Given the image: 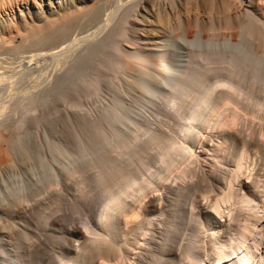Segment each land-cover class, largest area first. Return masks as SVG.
Here are the masks:
<instances>
[{
  "label": "bare ground",
  "instance_id": "obj_1",
  "mask_svg": "<svg viewBox=\"0 0 264 264\" xmlns=\"http://www.w3.org/2000/svg\"><path fill=\"white\" fill-rule=\"evenodd\" d=\"M13 1L15 2L0 0L1 18L9 4L13 8ZM102 1L105 3L104 0H90L91 4L87 5L82 13L67 12L52 19L46 18L43 24L34 23L32 27L28 25L29 28L23 30L24 34L21 33L23 28L14 22L12 30L0 29V51L2 47L5 48L4 45L14 43L17 34L24 36L21 37L25 40L22 42L24 46L30 44L39 46L38 43L43 41L40 37L43 36L47 41H55L53 44L50 43L52 46L49 45L53 49L57 47L63 49L61 41L81 19H92L91 23L96 25L102 19L100 15L103 13L100 12L104 4ZM110 1L114 3L112 6ZM110 1L108 0L110 5L106 0L108 4L103 6L113 7L112 10L110 8L108 18L106 17V23L109 25L111 21L110 24L113 25L112 22L116 21L114 18H117V15L119 21L116 24L121 23L119 26L113 25L114 32L111 25L108 30L106 28L108 26L103 23L106 25L104 27L107 33L111 31L112 36L109 38V33L106 34L103 30L111 46L104 40L109 48L102 46L104 52L108 49L106 53L103 52V55L106 54L103 59L107 56L109 61L105 62L108 59L103 61L101 58L103 62L100 59V65L109 71L108 74L113 73V76L110 75L113 78L116 76L115 73L119 77V72L127 74L132 71L131 74L138 75L136 76L139 78L138 81H136L138 78H135L136 82H132L134 79L130 81V75L127 82L137 85L140 97H148L147 108L143 106L147 113H143L142 122L136 121L138 119L131 120L132 127L129 126V133L124 136L119 134L116 125L111 126L112 123H116L113 120L109 121L112 132L108 147L96 160L90 164L87 162V168L93 171V175L88 176L90 178L83 176L74 188L73 196L78 201L75 200L77 211L74 212L77 216L85 214L86 219L90 216L88 221L81 217L86 220L83 219L81 230L76 229L80 227L77 224L76 228L74 225L69 226L73 223L68 224L72 218L76 219L75 213V217L73 215L66 218L61 215V218L65 219L58 221L57 218L53 219V214L58 212V209H55V212L52 210L53 212L49 213L45 211L37 213L35 218L39 230L47 228L53 220L56 224L61 220L59 223L68 224L71 228L68 230L72 237L82 240L81 242L77 239L79 244L76 247L73 245L72 256L69 255L72 251L67 250L65 254H53L52 251L50 255L54 256H49L46 264H264V72L260 70L259 65L253 64L248 55L236 51L235 47L239 46L240 41L235 47L234 43L230 42L233 49H229V46L227 48L226 46L230 44L227 35H224L225 42H221L226 45L223 47L224 50H211L214 46L202 48V45L194 49L193 45L201 41L210 44L211 41L210 38L205 39L207 38L205 35L203 36L205 41L202 40L196 32L201 31L210 37L212 33L220 36L221 33L217 32L223 31V35L224 32L232 31V34L236 33L233 40L237 35L238 38H253L257 42V50L259 48L263 51L264 0H250V5L242 12L237 9L244 0ZM181 1L186 11L184 8L182 10L187 14L199 11L198 14L194 12V18L188 19L189 15L188 20H185L187 22L184 19L178 22L182 11L178 14L176 9L179 8V4L183 6ZM169 4L173 10L175 9V14L179 15V18L178 15L174 16L176 20L166 9L165 12L162 10ZM234 6L235 10L241 13L235 14L234 11L232 13L235 15L231 13L229 15L228 9ZM142 8L148 10V14L156 15V18L154 15L153 18L158 25L151 31L156 33L157 36H154L160 41L153 44L155 49L139 48L142 43L144 44L143 40L140 45L137 44V48L128 50L121 44L122 39L130 34L128 32H133L136 36L135 41H138L137 31H144L140 27L137 28ZM215 8L218 13L214 14ZM180 10L178 9V12ZM213 14L223 16L216 15L219 16L216 18ZM206 15L208 17H205ZM100 29L95 31L96 34ZM182 30L188 32V36H193V39L189 40L193 47L191 45L181 47L182 42L179 43V39L183 34ZM92 33H89V36ZM123 34L127 35L123 37ZM95 36L94 38H98ZM56 40H60L57 45ZM65 42L67 41L64 40ZM72 43L64 44L63 50L65 51L66 46ZM79 43L73 44L77 46ZM18 45L22 44L19 42ZM49 46H46L43 52L47 48L50 52L52 48ZM11 47L10 45V49ZM14 47L16 45L12 48ZM219 48L222 49L220 46ZM35 50H40V47ZM108 51L112 53L108 54ZM53 52L55 56V50ZM42 54L40 55L44 57ZM35 57L37 56L35 55L34 59ZM32 59L30 58L29 62H32ZM1 71L2 84L7 70L6 73ZM9 78H6V82ZM99 81V77L93 81L94 89H98ZM133 85L132 89L136 90ZM118 113L116 116L120 117L121 114L119 113V116ZM1 147L0 163L1 160L4 162L5 158L2 152L4 148ZM83 170H74L70 173L68 171L67 183L65 182L67 186L68 183H73L76 175L84 173ZM52 185L54 186L53 183ZM53 186H51L53 189L58 187ZM22 202L21 205L24 204ZM12 209L13 207L10 210ZM68 218H71L69 222L64 223ZM81 219L79 218L80 221ZM80 221L76 222L80 224ZM55 225L54 228L60 224L56 227ZM24 239L25 237L20 234L19 242L14 245L16 250L21 248L23 250L24 247L21 246ZM52 240L56 244L60 241L57 236H53ZM28 247L29 255L26 253L25 257L23 254L20 255V251L14 253V249L17 264H43L44 256L41 255H45L44 251L39 249L34 251L33 244ZM0 253L4 256L5 264H12L15 261L12 258L14 254L9 250L2 247ZM22 260L25 263H22Z\"/></svg>",
  "mask_w": 264,
  "mask_h": 264
},
{
  "label": "rangeland",
  "instance_id": "obj_2",
  "mask_svg": "<svg viewBox=\"0 0 264 264\" xmlns=\"http://www.w3.org/2000/svg\"><path fill=\"white\" fill-rule=\"evenodd\" d=\"M104 1L105 3L102 1L104 3L102 7L101 5H99L103 9L102 11V9L100 8L101 9L100 12H103L100 14L102 16V19L98 22L97 20L99 19L100 15H98L97 17L98 19L96 18V21L99 24L97 22L96 23L99 27L96 24L91 23L92 19L89 20L88 18L81 19L78 25H75V27H73L71 30L68 31L64 39L67 42L64 43V40L61 41L62 42L61 45L64 46L63 47L64 49L65 48L64 44L68 45V43L71 44L72 42L75 44L76 42L77 43L80 42V43L77 46L72 43V45H70L72 47L68 46L69 48L66 46L65 51L62 48L59 49V47H57L56 49L50 47L49 45L53 44V42L55 41L52 42L50 40L47 41L46 40L47 38L45 37L44 39L43 36H41L43 38L40 37V39L43 41L39 40L40 42L39 43L37 42L39 46L36 44L35 45L37 47H35V45L31 46L32 44L30 43L29 46H24L22 42H25V40L22 39L24 37V36L22 37V34H24V31L26 29L34 26L35 24L36 25H39L41 23L43 24L46 18L52 19L54 17H57V15H61L67 12H69L70 14H72L71 12L74 13L76 11H78V13L79 12L82 13L84 11V8L87 5L91 4L90 0H27V1L15 0V2L17 3L13 1L15 3V4L13 3V8H11L9 4L8 7H6L7 9L6 12L2 13L1 15L2 18L0 17V29L7 28V30L10 31L12 30L11 27L14 28L13 26L14 22H16L17 26L23 28L21 29L22 34L19 35L17 34L15 36L16 39H14L15 40L14 43L11 41L12 43L4 45L5 48L7 47L6 48L7 50L5 48L2 49L3 48L2 47L0 51V67H1L0 71L2 69L6 73L7 70L4 81L6 82V78H9L8 76H11L9 78V81L7 80L6 83L4 81H3L4 83L3 82L2 84L0 83V146H2L1 148H4L2 152H4L3 154H5L4 155L5 158H3L4 162H2L1 160L2 164L0 163L1 164L0 165V248L3 247L9 250L11 254L17 253L16 251H20L21 254L20 253L18 254L20 255L23 254L25 257L26 253L29 255L28 246L33 244L35 245V247H33L34 251H36V249L42 250V252L44 251L45 255H41L42 257L43 256L45 257V258L43 257L44 259L43 264L47 263L49 256L50 257L54 256L50 254L52 253L65 254L67 253L66 252L67 250L69 252L72 251L71 249H73L72 248L73 245L76 247V245L79 244L78 241L82 242L80 238H77L79 239L77 241V239H75L76 237H72L71 232L68 230L71 229L70 227L73 225L74 227L75 226L78 227L77 225L79 226L82 225L84 220L86 219L85 214L83 215L81 213V215L78 214L77 216L75 213L77 211L75 209V206H77L76 204L78 201L73 196L74 188L78 180L83 178V176L88 177L90 175H93V171L91 169L89 170L87 168V165L93 162L94 160H96L104 151V149L108 147L107 144L109 143V138L111 137V132H112L109 123L113 120V122H115L116 124L110 123L111 126L113 125V127H115L116 125V128L118 127L120 129V130L118 129L119 134L121 133L120 135L124 136L127 134V132L129 133V129H128L129 126L132 127L131 120L135 121V119H138L136 121L142 122L143 118L141 117L143 116V113L144 112L147 113L144 107L147 108L146 101L148 100V97L143 98L141 96L142 97L141 98L139 94L140 93L139 89L138 87H136L137 85L135 83L134 85L132 84V82H136L139 80V78L136 77L138 75L134 76L133 74H131L132 71L130 73L127 72V74L124 72L123 73L119 72V77L118 74L115 73L116 76H114L113 78L112 76L114 74L113 73L108 74L109 71H107L105 67L103 68L102 65H100L102 59L104 58L103 56L106 55V54L103 55V52L105 50L104 47L102 46H105V48L107 46L109 48V46L107 45L108 36L106 34L109 33L108 34L109 38L110 36H112L110 34L111 31L107 33V29L110 28L109 25L113 27V25L115 24L116 26L117 21H119L118 19L119 16L117 15L116 16L117 18H114L116 19V21L113 19L114 20V22H112L113 25L110 24L111 21L109 25L106 23V19L108 18L107 15L109 12H111L113 8L111 6L114 3H112L109 0L111 2V6H110L111 10H110L109 8L110 2H108L107 0L109 5H107V7H103L105 4H108L106 0ZM169 5H165L162 10L164 11L166 9L167 13L173 16V18L174 16L177 17L176 15H178L182 11L181 14H179L180 19H178V22L180 21L182 22L181 19H184L185 21L189 15L190 16L188 17V19L192 17L194 18L195 14L199 13V11L196 10L194 11L195 14L194 12L192 14H187L185 12L186 9L183 3H182L183 6L179 4L178 9L179 10L181 9L179 12L178 9H176L177 10L176 12L175 9L173 10L172 9L173 7ZM249 5H250V0H247V3L246 0H244L243 4L240 5L239 6L240 8L238 7L237 10L242 12V10H245V8H247ZM183 8L185 9V11L182 10ZM232 8H229L228 12L229 10L230 12L229 13L226 12V13H228L229 15L230 13L231 15L241 13L235 10L236 8L235 6ZM104 9L110 11L106 12V10ZM145 10L143 9L142 12L139 13V18L141 19V21L140 19H139L140 22L137 21L138 24L137 28L140 27V29L151 33L149 34L144 31L138 30L136 33V35L138 36L137 37L138 41H135L134 39L136 37L135 33L128 32L130 34L128 35L126 34L127 35V36L125 35L126 37L124 36L125 34L124 33L122 36L125 38L122 39L123 41L121 42V44L123 45V47L125 46L124 48L128 50H132L133 47L137 48V44L140 45L143 40H144L143 41L144 44L142 43L140 45L141 47L139 48H143L145 50L155 49L153 44H155V42L160 41L156 39L155 37L157 36L156 33L151 31L153 27H157L158 25V23L156 25V20H154L153 18L154 16L156 18V15L152 13L148 14L149 13L147 12L148 10L147 11ZM216 11H218L216 10V8L215 11L213 9L214 14ZM175 12L178 14H175ZM232 12H234L235 14ZM182 14L183 16L181 17ZM179 15L177 18H179ZM207 15L205 17H208ZM216 15L223 16V14H216ZM216 15L214 17H216ZM199 16L202 17L201 14H199ZM219 16H217L216 18H218ZM177 18L174 19L176 20ZM103 23H105L108 26L106 27L107 28L106 30L104 27L105 24ZM119 23L117 26H119ZM92 25L93 26L96 25L97 29H95L96 27H93ZM94 29L96 32L97 30L100 29L101 33L98 31L99 33L96 34ZM103 30L104 32L106 31V34L103 33ZM114 30L115 29L113 27L112 31L114 32ZM89 33L90 34L92 33L93 36L92 35L89 36L90 35ZM187 33L188 32H184L183 30L181 31V34L183 36V37L181 36L180 38L181 41L179 39V43L182 42L180 44L182 45L181 47L185 45L189 47L191 45L189 40L193 39V36H188L189 34ZM217 33H221L220 36L219 34L218 35L216 34L217 37L219 38H217L216 35H214L213 33H212L213 35L211 34V36L214 39L213 40L212 37L211 36L209 37V35H207L206 33H203L201 31L196 32V35H199V37L202 40H204V38L207 37L205 39L210 38L211 41L210 44L209 42H203V41L198 43L195 42L196 44L193 43V45H195L194 49L197 47L199 48V46L201 47L202 45V48L204 47L211 48L212 46H214L211 48V50L212 49L224 50L223 47L225 48L226 46L223 44L225 42L224 35H227L228 40L230 38L228 44L230 42L234 43V47H235L236 46L235 44H238L240 41V43L238 44L239 46L235 47L236 51L239 50L238 52L245 53L246 55H248V57H250L253 64L259 65L258 67H260V70L264 72V50L260 51L259 48L257 50L256 47L257 42L255 41V39L240 38V37L238 38L237 35L236 36L237 38H234L233 40V37H235L236 33L235 34L233 33L234 34L233 35L232 31L231 33L230 31L228 33L224 32L223 35H222L223 31ZM98 34H100V36ZM94 35L98 36V38H94ZM105 35L107 39L106 38L104 39ZM204 35L205 37H203ZM86 36H88L89 38H87ZM8 37L9 36H7V38ZM79 38L81 41L79 40ZM220 38H222L221 39L222 41H220ZM72 39H74V41ZM104 40L105 41L107 40V42H105ZM26 41L28 42L29 40ZM59 41L56 40L55 44L57 45V43H60ZM218 41L219 43L221 42L223 43H221L220 45ZM19 42L20 44H22L21 46L19 45L17 46ZM135 42L138 43L135 44ZM151 42L152 44H149ZM42 44L45 46H43ZM230 44L227 45L226 47L227 48L230 47L229 49H233V45ZM10 45L12 47L16 45L17 48L11 47L12 49L11 50ZM215 45H216V49H215ZM46 46L52 48L51 49L52 52L50 51L51 53L48 52L47 50L48 48L45 50V52H43ZM187 46L186 48H188ZM219 46L222 47V49H220ZM39 47L40 50L38 51L35 50L36 48L38 49ZM145 47H149V48L146 49ZM241 48L243 49L241 50ZM31 50H33L34 52ZM53 50H55L56 52L55 56L52 54L54 53ZM60 50H62L63 52ZM107 50L108 49H106V52ZM46 51L48 54L46 53ZM109 51L108 54L112 53ZM59 52L62 53L60 54ZM35 53H39V55L43 53L42 55H44V57H42L41 55L39 56ZM50 54H52V56ZM101 54L102 56H100ZM33 55L37 56L35 57L37 61L34 59ZM30 58L32 59V62H29ZM106 58L108 60L105 61ZM105 59H103V61L105 62L109 61V58L107 56L105 57ZM100 68L103 69L101 70ZM120 73L124 76L122 75L120 76ZM6 75L8 76L6 77ZM130 75L131 77H129ZM139 75H140L139 77H141V73H139ZM97 76L99 77L100 81H99L98 89H94L92 87V84L93 81L98 78ZM100 76L102 77L101 79ZM122 77H125L126 79ZM135 78L138 79H136L135 81ZM128 79L130 81L131 79L134 80L132 82L128 81L129 82L128 84L127 82ZM130 84L136 87L135 89L137 91L133 90L134 88L132 89ZM129 86L131 87V89ZM116 110L121 114V116ZM117 113L120 117L116 116ZM74 170L75 171L83 170L84 173L76 175V178L74 177L75 182L73 181V183L72 182L70 184L68 183L67 186L66 176L68 174V171L70 173ZM62 182L66 184V187L64 184L62 185ZM52 183L54 184V186L52 185ZM55 184L58 187H55L56 186ZM51 186L55 188L53 189L51 188ZM60 186L63 188H61ZM36 194L38 196H35ZM22 198L25 199L24 202H22L23 201ZM75 200L77 202H75ZM21 202L24 204L21 205L20 204ZM11 207H13L12 211L10 210ZM7 209H9L10 212H8L9 210ZM55 209H58L59 211L54 213L53 214L54 218L53 216L52 218L53 219L57 218V221L63 218V217L61 218V215H63L64 217L66 216L67 218V217H72L74 213L76 215V219L68 218L66 219V221H64V223H67L71 219L70 222L71 221L72 222L71 223L69 222L68 224H72V223L73 224L69 225L70 226L69 227L68 224H61L62 222L59 223L61 220L58 222V224L60 225H58L56 224L55 220H53L54 221L53 222L51 218L50 221L56 224V225L54 224L55 227L57 225L58 226L54 228V225H52L53 223L50 222V225H48L47 228L45 229L42 228V230L44 229L42 233V230H39L36 224L37 218L35 217L37 213H39V211L40 212L45 211L49 213V212H53ZM82 216L85 218V219L83 218L84 220L81 219ZM79 218L81 219V221L79 220ZM87 218L90 219V216ZM89 219L86 220L88 221ZM75 220L80 221V224H78L79 222H76ZM61 225L62 228H60ZM81 228L82 226L76 229L81 230ZM36 230L39 235L42 233L41 234L42 236L40 235L41 237L37 235V233H35ZM20 234H22V237L24 236L26 240L25 239L22 240L23 246L21 247H24L23 250L22 248L16 250V247L14 245L16 244V242L17 243L19 242L18 239L20 237ZM25 234H27L28 238H26L27 236H25ZM53 236H57V238H59L60 240L59 241L60 243L58 242V244H56L52 240ZM73 254L74 251H72L69 255L72 256ZM1 256L2 254L0 253V264H5L4 256L2 257ZM13 256L12 258L13 260H15L13 262L17 264L18 262L17 256L15 254ZM23 260L21 262L25 263Z\"/></svg>",
  "mask_w": 264,
  "mask_h": 264
}]
</instances>
